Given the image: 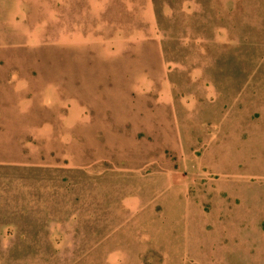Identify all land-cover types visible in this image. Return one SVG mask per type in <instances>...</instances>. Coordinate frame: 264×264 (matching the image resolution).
<instances>
[{
	"label": "rangeland",
	"instance_id": "rangeland-1",
	"mask_svg": "<svg viewBox=\"0 0 264 264\" xmlns=\"http://www.w3.org/2000/svg\"><path fill=\"white\" fill-rule=\"evenodd\" d=\"M0 264H264V0H0Z\"/></svg>",
	"mask_w": 264,
	"mask_h": 264
}]
</instances>
